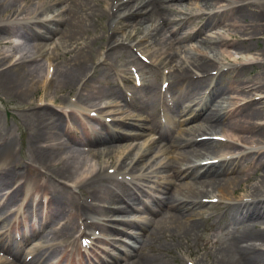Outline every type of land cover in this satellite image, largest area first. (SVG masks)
<instances>
[{"label":"bare ground","instance_id":"obj_1","mask_svg":"<svg viewBox=\"0 0 264 264\" xmlns=\"http://www.w3.org/2000/svg\"><path fill=\"white\" fill-rule=\"evenodd\" d=\"M107 1L112 3L109 7H106ZM182 1L69 0L67 12L60 10L58 13L60 18L55 19L53 15L41 20L34 19L37 8L25 5L22 11H17L24 0H0V19L12 11L7 20L16 13L12 20L23 21L17 27L0 25V43H10V37L17 33L29 41V44L25 42L28 50L14 62L0 54V90L7 97L27 105L23 108L22 116L17 117L27 130L25 152L18 151L16 155L13 129L10 126L0 128V222L6 232L18 230L20 234L15 244L8 243V240L0 242V249L10 256V259H0V264H160L157 255L143 252L140 242L124 254V259L97 244L110 243V236L115 232H123L112 216L137 209L136 204L143 195L142 188L139 192L132 191L123 181L102 177L106 172L104 167L102 170L89 171L88 176L84 175L89 161H99L102 157L110 159L114 150L124 147L118 141L139 135L123 130L133 126L143 127V124L127 122L125 119H116L115 124L106 123L101 115V101L105 98H120L123 102L120 108L128 109L126 115L142 123L148 121L158 133L159 141L170 145V150L187 148L185 154L175 156L171 163L160 165L163 173L171 172L177 174L179 179L186 180L173 184L167 182L159 188V195H154L151 203L145 206L149 216L144 222H135L140 229L148 226L146 233H140L141 236L134 234L133 237L140 239L147 235L152 238L157 234L166 236L168 233L181 240L189 239L197 235L199 229L197 219L193 217L197 213L200 215V212L195 209L214 197L208 194L231 191L241 197L238 203L228 206L231 208V218L243 228L237 231L231 244L223 250L217 264H264V228L259 231L250 228V225L264 223V93L255 95V91L264 89V75L261 78L259 75L243 77L235 85L231 83L225 86L220 80L214 81L204 96V87L199 85L198 76L190 74L187 68L177 66L168 57L172 65L164 82L160 83L155 78L154 81H143L123 92L120 84H117L118 87H114L115 84L96 87L88 80L84 83L86 92L77 91L86 73L91 68L95 69L88 34L92 20L105 15L117 16L118 27L113 28V31L136 28L145 21L157 18L164 11L173 10V5H180ZM229 1L203 0V5L206 9H214ZM228 11L230 25L240 33L248 32V38L233 41L220 37L212 43L223 47V53L229 47L238 51L256 48L260 39L258 36L264 33V9L260 10L254 1L246 0L243 4L230 7ZM62 15L67 18L58 39L67 49L57 52L54 58L50 57L59 62L50 78L40 80V64L35 59L40 58L48 46L42 40L58 30L53 26L62 19ZM215 15L213 12L212 17ZM192 16L188 14L187 19ZM210 24L208 19L192 32L177 36L174 41L200 36ZM37 26L40 27L34 28ZM161 32L157 33L156 39L163 53H167V58L168 52L164 47L169 37H164ZM136 34V31L126 34L128 42L119 36L108 35L104 42L106 54L109 55L118 47L124 50L125 45L133 40L140 48L142 39H137ZM208 38H201L200 44L207 42ZM262 46L260 55H264V43ZM30 48L36 53L33 51L31 54ZM123 52L126 53V63H137L132 50L125 48ZM226 56L232 54L228 52ZM193 63L196 69L204 72L205 78H210L212 72L208 56L202 55ZM100 64L104 65L105 62ZM121 80L124 84L133 82L130 76H122ZM58 90L79 92L77 101L92 108L94 113L86 116L93 119L98 127L83 120L82 114L72 109L63 110V116L54 114L47 107V114L38 113L34 96L47 97L49 91L55 96ZM229 91L242 92V98L230 96L228 101L216 102L217 98L230 94ZM238 98L243 102L238 103ZM106 105L116 106L112 103ZM65 120L74 123L73 127ZM217 130L223 131L224 134H218L226 138L211 137ZM241 143H249L255 149L240 152ZM150 148L144 149L139 157ZM198 158L204 161L195 163ZM121 162L125 163L123 159ZM146 164L147 161L140 164L136 161L130 171L140 170ZM120 169L122 167L119 164L117 172ZM255 176L259 177V181L247 184ZM67 182L79 187L84 183L83 187L87 188L84 198L78 197ZM10 206L19 207V217L38 215L37 227L33 223L13 221L8 211ZM101 211L104 218L97 222L88 221L91 214ZM118 221L130 223L127 220ZM87 229L98 230L102 236L94 237L90 245L83 248L79 240L86 237ZM204 243L207 245L208 241ZM72 249L75 251L71 252Z\"/></svg>","mask_w":264,"mask_h":264},{"label":"rangeland","instance_id":"obj_2","mask_svg":"<svg viewBox=\"0 0 264 264\" xmlns=\"http://www.w3.org/2000/svg\"><path fill=\"white\" fill-rule=\"evenodd\" d=\"M251 1H254L260 10L264 9V0ZM245 2L246 0H230L229 2H223L222 5H218L214 9H206L203 5V0H183L180 5H173V10L164 11L152 21H145L142 25L136 26V28L128 27L125 30L120 29L113 31V28L118 27L117 16L108 17L105 15L101 18L96 17L91 21L88 32L90 38L89 46L91 49V55H94L92 60L95 62L93 65L95 69L93 70L91 68L86 73V76L79 82L77 91L80 90L79 92L85 93L86 90L84 89V83H87L88 80H90V84L92 83L96 87L113 86V84H115L114 87H118L117 84H120V88H122L123 92H127L128 88H131L136 84H141L143 81H154L155 78L159 79L160 83L162 81L164 82L166 81L165 75L171 70L170 66L172 65L170 64L168 57H170L177 66L187 68L190 74L198 76L200 79L199 85L204 87V96L208 93L210 85L217 80L222 81L226 86L231 83L235 85L237 81L243 77L259 75V78H261L264 75L262 74V72L264 73V55L259 54V49L263 48L264 33H261V35L258 36L260 39L258 40L257 47H253L250 51H238L229 47L226 49L227 52L223 53V47L216 46L215 43H212L215 39L220 37L228 38L233 41H242L243 39L248 38V32L240 33L238 29H234L230 25V12L228 11L230 7L238 6ZM68 3L69 0H24V2L18 7L17 11H22L24 6L27 5L29 8L38 9L34 15V19L45 20L53 15H55V19H58L60 18L58 15L60 10H65V12H67ZM107 3L106 7H109L112 4L111 1H107ZM115 5L116 3H114V6ZM54 9L57 10L53 11ZM213 12H215L216 15L212 17ZM10 14H12V11H8L6 16L0 19V25L8 24L17 27L23 23L22 20H12L16 13L10 18V20H7V17ZM122 14L123 13L121 12L120 15ZM188 14H192L194 17L192 16V18L187 19ZM66 18L67 17L62 15V19L54 23L53 26L58 30L55 29L56 31H54L49 38L42 40V42L47 43L48 46H46L41 53L42 56L35 59L37 63L40 64L38 69L40 80H43L46 77L50 78L54 73L56 64L59 62V60L50 59V57L54 58V55L57 54V52L60 53L62 50L67 49L65 45H61V42L58 39L61 32L64 30V20ZM208 19L212 24L206 27L200 36L193 38L184 37L182 40L174 41V38L177 36H184L186 33L192 32L195 27L202 25ZM39 27L40 26L34 28ZM160 30H162L161 33H164V37H169V39H166L167 48L164 47L168 52L167 58V53H163V49L156 39L157 33ZM135 31L137 32L136 38L142 39V45L139 48L135 45L136 40H133L129 42L130 44L126 43L127 45H125V48L127 50H132L137 63H126L124 59L126 53L123 52L125 48L122 50L118 47L109 55L106 54L104 42L108 35L113 34L114 36H119L121 40L128 42V36L126 37V34L134 33ZM207 37H210L207 42L200 44L201 38ZM10 40V43H0V54L6 55L10 62H14L20 54L28 50L26 43L29 44V41L22 38L18 33L17 35L13 34L10 37ZM170 41H172V43L169 44ZM29 51L31 54L33 51L36 53V50H33L32 48H30ZM228 52L232 54V56H226ZM202 55L209 57L211 65L210 70L212 72L210 78H205L204 72L196 69L194 66L193 61L200 58ZM103 61L105 64H100ZM122 76H130L134 80L133 83L124 84L121 80ZM105 82L108 83L104 84ZM262 92L264 93L263 88L261 91H255V95L258 96L262 94ZM78 93L68 90H58L55 96H53V93L50 91L48 92L47 97L42 95L34 96V101L37 104L36 109L38 113L47 114L45 111V108L47 107L48 110L52 111L54 114L56 113L62 116L63 110L68 111L72 109L77 113L82 114L83 120L98 127L93 119L86 116V114L94 113L92 108L77 101ZM228 93L230 94L217 98L216 102L222 100L228 101L230 96H239V98H242V92L229 91ZM53 97H56V99L54 100ZM239 98L236 100H238V103H242L243 100ZM110 103L116 104V106L106 105ZM122 103L123 102L120 98L103 99L101 101V115L103 120L108 124H115L116 119H125L127 122L143 124V127L141 128L133 126L127 128V130H123L125 133L137 132L139 135L134 138H125L118 141L124 147L123 149L114 150L110 159L108 157H102L99 161H89L85 168L84 175L88 176L89 171L92 172L95 169L102 170L104 167L106 172L102 174V177L109 180L113 178L121 182L123 181L125 184L129 185L132 191L139 192V189L142 188L143 195L141 196L140 202L136 204L137 209L130 213L118 212L112 216V219L117 223V227L119 229L121 228L123 232H115L114 235L110 236V243L102 242L97 244L101 245L104 250L109 251L111 254L120 255L123 259L125 258L124 254L129 252L130 249L134 247L133 245L140 242L143 246V252L148 255H157L160 264H217V260L224 252L223 250L231 244L237 231L243 228L242 225L237 224L231 218V208L228 206L238 203L241 199V197H238L239 194H233L231 191H228L227 193L214 191L208 194V196H214L211 200L215 199V201H208V203L195 209L200 212V215L197 213L193 217L197 219L199 229L197 235H194L189 239L181 240L169 236L168 233L166 236L157 234L152 238L147 235L140 239L133 237L134 234L141 236L140 233H146L148 226L145 229H140L135 222H144L146 216H149L146 212L145 206L146 204L148 205L151 203V199L154 195H159V188L167 182L173 184L186 180V178L179 179L177 174H172L171 172L163 173L160 165L163 163H171V160L175 156L178 157L185 154L187 148H172L170 150V145H165L164 142L159 141L158 133L151 127L148 121L142 123L140 120L131 118L132 116H127L126 113L128 109L125 107L120 108ZM226 103L228 102H225V104ZM26 106V104L20 103L12 97H7L0 90V128L10 126L13 129L16 143V155H18V151H21V153L25 152V146L27 143L26 127L22 124L21 120L17 119L18 116H22L21 113ZM123 110L125 111L123 112ZM131 113H133V111ZM96 116L100 115L97 114ZM199 118L200 117H198V119ZM67 122L68 121L65 120V123ZM68 123L73 127L74 123H71V121ZM185 124L186 123L181 126H184ZM177 128L178 127H176L175 130ZM77 130L80 132L79 128H77ZM218 133L224 134L223 131L217 130L214 134H211V137L226 138L224 135ZM207 135L210 134H206L205 136ZM140 145L143 146L140 147ZM148 147L151 148L145 150L144 155L139 157L142 151ZM254 149L255 147H252L249 143H241V147L238 151L248 152ZM200 158H198V160L196 159L195 163L204 161ZM122 159L125 163L121 162ZM131 159H133L132 162H130ZM136 161L138 164L147 161V164L140 170L133 169L130 171L132 164ZM128 163L129 165H126ZM119 164L122 169L119 170L120 172H117ZM249 171H252V169ZM257 173H261V171H258ZM258 181L259 177L255 176V178L247 184H255ZM67 185L73 188V191L78 194V197L84 198L86 194L85 190L87 189L86 187H83L84 183L81 184V187L72 182H67ZM244 194L246 195V193ZM240 196L243 195L241 194ZM251 199L252 198L249 200ZM18 208H16V206H10L8 208L9 213L12 214V220H21V222L27 224L33 223L37 227L38 215L19 217ZM100 218H104L103 211L91 214L88 217V221L97 222ZM118 220H127L130 223H121ZM250 228L259 231L264 228V223H260L259 225L255 224L253 226L250 225ZM45 229H48V227ZM86 231V237H90L91 239L92 237L102 236L101 232L98 230L87 229ZM18 232V230L11 233L6 232V228L3 227V224L0 222V242L4 243L8 240V243L15 244L14 239L19 236ZM205 241H208L207 245L204 243ZM74 251V249L71 250V252ZM102 256H105V254L102 253ZM0 259H10V256L6 251L0 249ZM122 261L123 260H121V262Z\"/></svg>","mask_w":264,"mask_h":264}]
</instances>
